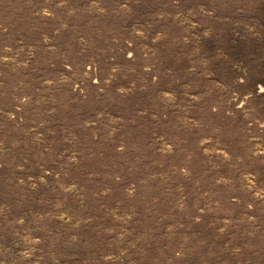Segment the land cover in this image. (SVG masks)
<instances>
[{
	"label": "rangeland",
	"instance_id": "rangeland-1",
	"mask_svg": "<svg viewBox=\"0 0 264 264\" xmlns=\"http://www.w3.org/2000/svg\"><path fill=\"white\" fill-rule=\"evenodd\" d=\"M0 264H264V0H0Z\"/></svg>",
	"mask_w": 264,
	"mask_h": 264
}]
</instances>
